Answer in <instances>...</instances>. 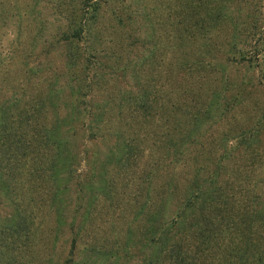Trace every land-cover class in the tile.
<instances>
[{"label": "trees", "instance_id": "trees-1", "mask_svg": "<svg viewBox=\"0 0 264 264\" xmlns=\"http://www.w3.org/2000/svg\"><path fill=\"white\" fill-rule=\"evenodd\" d=\"M14 1L0 0V264H264V119L236 123L246 91L230 77L264 55V0H173L166 40L135 0ZM228 20L247 36L216 61Z\"/></svg>", "mask_w": 264, "mask_h": 264}, {"label": "rangeland", "instance_id": "rangeland-1", "mask_svg": "<svg viewBox=\"0 0 264 264\" xmlns=\"http://www.w3.org/2000/svg\"><path fill=\"white\" fill-rule=\"evenodd\" d=\"M143 1L144 0H135V2L139 5L140 7L139 9L141 10V12L146 13V15L148 14L147 18H145L146 21L153 22L157 20L159 22L160 25L158 27L159 29L157 32L161 34V38L166 40V37L171 35L172 32L174 35L178 34V28L174 25L173 26L171 25V19H174L172 17H173V13H175V9L172 7L175 6L173 0H150V2H147L145 4ZM236 1L237 0H232V3L235 4ZM246 1L248 0H244V1L242 0L240 4L242 5ZM14 3L18 7V9L23 11L25 7V3L31 5L29 0H15ZM245 11H248L247 7L244 8V13ZM104 21L106 20L104 19L103 22ZM228 21L230 24V29L227 31H223L224 28H221L222 31H219V36L217 37V44H219V47L215 48L217 49L216 57L218 59L216 61L220 60L221 55H224L227 51H230V43L234 40V35L236 38L239 39L237 42V47L240 46L241 41L247 36L245 33L241 35L242 33L241 31L235 32L236 29L232 30L234 22L232 20H228ZM23 23H25V21ZM3 31L4 30L0 28V36L3 33ZM23 35L25 36L24 30H23ZM109 35L110 37L111 36L114 37L112 38L114 39V41H116L118 38L119 40H122V36L119 33H113ZM248 36L250 38L251 35L248 34ZM254 37L255 35L250 40H252ZM161 51L162 50H158L156 54L160 55ZM231 70H232V75L230 77L233 78L232 82L234 83L235 87H237V85L241 81L240 83L246 91L243 101L240 103L239 107H237V109L234 110L232 114L236 118L235 121L239 126L242 127L254 126L257 120L264 119V55L260 56L257 62L255 63H242L241 65H236L234 67L231 66L230 71ZM258 139H259L258 143L260 145L259 148H261L262 147L261 142L262 144L264 143V125L260 129V133L258 134ZM221 144L222 142H220V145ZM245 159L246 156L239 157L238 155L236 156L234 155V157L231 159V161L229 160L228 163H233L236 166V162H237L242 165L247 163ZM232 167L233 166H231V168ZM262 167H263L262 169H264V163ZM22 191L23 193L20 195L19 198L25 199L27 195H24V189ZM31 201L32 200H30V202ZM33 207H31V203L28 206L29 209ZM90 227L91 225L87 226V228ZM64 240L65 243H63L62 247L60 248L57 247V252L55 253V255L58 258L63 257L62 254L67 248L65 237Z\"/></svg>", "mask_w": 264, "mask_h": 264}]
</instances>
